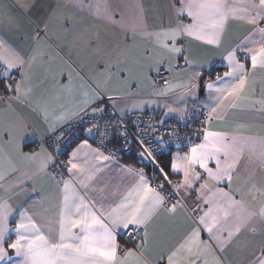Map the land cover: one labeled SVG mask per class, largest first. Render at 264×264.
Masks as SVG:
<instances>
[{
    "label": "snow or ice",
    "instance_id": "6c2138e0",
    "mask_svg": "<svg viewBox=\"0 0 264 264\" xmlns=\"http://www.w3.org/2000/svg\"><path fill=\"white\" fill-rule=\"evenodd\" d=\"M0 264H264V0H0Z\"/></svg>",
    "mask_w": 264,
    "mask_h": 264
},
{
    "label": "built area",
    "instance_id": "2783aa9c",
    "mask_svg": "<svg viewBox=\"0 0 264 264\" xmlns=\"http://www.w3.org/2000/svg\"><path fill=\"white\" fill-rule=\"evenodd\" d=\"M218 67H219V66H218ZM221 70H222V69H221ZM170 123L175 124L176 121L173 120V121H170ZM199 123H200L199 120L195 121V124H196V125H198ZM194 126H195V125L190 124V126H188V127H182V129H181V135H182V136H185V135L190 134V133L194 130ZM109 147H113V146H112V145H109ZM165 155H167V153H164V154L162 155V157L165 156ZM162 157H161V158H162ZM125 158H134V159H135V150H133V152H132L130 155L125 154L124 157H123V159H125ZM146 169H147V171H148L149 176H152V175H153V172H154V169L152 168V166L149 165ZM156 174L158 175V173H156Z\"/></svg>",
    "mask_w": 264,
    "mask_h": 264
},
{
    "label": "trees",
    "instance_id": "16d2710c",
    "mask_svg": "<svg viewBox=\"0 0 264 264\" xmlns=\"http://www.w3.org/2000/svg\"><path fill=\"white\" fill-rule=\"evenodd\" d=\"M168 155V154H167ZM166 155V156H167ZM164 157V156H163ZM162 159V158H161ZM122 160H125V161H127V162H133V163H135L136 161H135V159L134 158H125V159H122ZM168 159L167 160H164L163 162H162V165L165 167V170L167 171L168 170Z\"/></svg>",
    "mask_w": 264,
    "mask_h": 264
},
{
    "label": "crops",
    "instance_id": "0c3cea01",
    "mask_svg": "<svg viewBox=\"0 0 264 264\" xmlns=\"http://www.w3.org/2000/svg\"><path fill=\"white\" fill-rule=\"evenodd\" d=\"M235 34L238 35V34H239L238 31H236ZM74 146H75V145H73V147H74ZM93 146H96V144L94 143ZM167 159H169V156H168V155H167V156L165 155L164 157H162V159H161V164H162V162H163L164 160H167ZM120 162H121V163H126L127 161H125V160H121ZM127 163H133V162H127ZM146 171H147V169H146ZM147 172H148V171H147ZM115 175H116V174H114V176H115Z\"/></svg>",
    "mask_w": 264,
    "mask_h": 264
}]
</instances>
